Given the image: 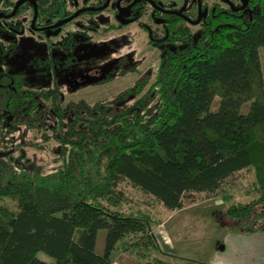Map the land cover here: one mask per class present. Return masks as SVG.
<instances>
[{"label":"trees","instance_id":"1","mask_svg":"<svg viewBox=\"0 0 264 264\" xmlns=\"http://www.w3.org/2000/svg\"><path fill=\"white\" fill-rule=\"evenodd\" d=\"M0 4L7 14L14 7L10 0ZM219 8L197 35L179 20L169 21L162 35L151 34L161 52L156 77L133 66L139 76L133 85L92 105H64L60 84L6 71L20 49H0V264H47L39 253L56 264H113L127 238L125 252L137 264H170L152 256L160 253L153 234L160 223L117 210L125 202L123 182L178 212L187 195L218 197L227 180L252 170L261 196L229 206L225 217L232 234L264 233V0H250L241 13ZM70 13L65 0L40 4L43 22ZM22 30L9 25V37ZM62 46L66 58L58 66L75 64L74 36ZM127 63L101 69L105 77L90 83H108ZM30 65L41 77L55 69L49 59ZM24 129L38 132L39 140H22ZM52 141L61 166L45 174L26 149H47ZM100 231H106L102 254L96 252Z\"/></svg>","mask_w":264,"mask_h":264},{"label":"rangeland","instance_id":"2","mask_svg":"<svg viewBox=\"0 0 264 264\" xmlns=\"http://www.w3.org/2000/svg\"><path fill=\"white\" fill-rule=\"evenodd\" d=\"M10 1L16 3L19 0ZM69 1L72 12L83 6V0ZM162 1L166 3L174 1L177 7L182 8L189 5L192 0ZM206 3L219 2L206 0ZM195 14L196 7L191 10L190 16L193 17ZM113 15L114 11L109 9L100 15L79 18L74 24L68 26L60 37L50 41L54 48L49 49L46 38L31 30L34 12L29 5L25 13L8 22L12 27L23 28L24 33L21 36L9 37L10 41L20 46V56L18 59L8 60L4 68L14 74L23 71L25 77L34 83L41 81L50 87L60 84L64 95V105L82 100L92 105L100 100L112 98L133 85L138 79L139 76L136 73L130 72L133 66H137L142 75L155 78L161 60V52L150 44V33L162 35L161 27L152 21L148 13L143 17L141 24L120 28ZM189 28L196 35L202 30L199 26H190ZM66 35L74 36L73 49H77V57L76 60L74 59L75 64L68 67L60 65L59 67L58 64L66 58V54L60 50L63 48L58 47V43L62 42ZM44 59L51 60L55 64V69L45 71L44 76L41 77L37 75L30 64ZM123 59H127L128 63L114 74L110 72L112 75L107 77L108 83L102 85L90 83V79L97 80L105 77L106 72L101 69L112 70L116 61ZM218 103L219 99H216L214 109L217 108ZM242 112H247V108L242 109ZM18 137L29 142L34 138H40V134L24 129L18 133ZM1 141L0 138V151L3 149ZM46 145L48 148L43 150L27 148L25 156L35 159L43 173L50 174L61 166L57 153L59 145L54 141ZM258 187L254 171L244 170L225 182L223 191L218 197L187 195L184 199V209L170 212L155 198L133 188L129 182H123L119 185V190L124 193L125 202L117 210L128 215H149L154 221L160 223L159 226L153 228V234L160 247V253H153V258H160L170 264H210V255L221 254L225 251L226 240L236 241L230 237L233 235L229 231L232 225H230L231 221L225 217L226 210L232 205H245L257 200L261 196ZM5 205L17 211L15 204L10 201H6ZM263 209L264 207L261 211ZM167 222L169 224L162 229L161 226ZM171 223H175L172 235H170ZM167 226L169 231H167ZM260 236L264 237V235ZM105 238L106 231H100L96 245L98 254L103 253ZM181 241L183 242L181 243ZM129 242H132V239L127 238L121 242L117 256L122 252L130 254L125 252ZM197 243L201 245V253L192 249ZM133 256L139 259L136 255ZM38 258L47 264H56L53 258L44 253H39ZM131 259L134 261V257ZM262 259L263 261L259 264H264V255Z\"/></svg>","mask_w":264,"mask_h":264},{"label":"flooded vegetation","instance_id":"3","mask_svg":"<svg viewBox=\"0 0 264 264\" xmlns=\"http://www.w3.org/2000/svg\"><path fill=\"white\" fill-rule=\"evenodd\" d=\"M35 1L37 2V6H38V9L40 12V4L42 2L47 1V0H35ZM65 1L67 3L69 12H71L70 13L71 15H69L68 17L58 18V19H53V20H47V21L43 22L42 20H40V16H39V12H38V18H37V21L35 24L36 29H32V22H31V30L34 33H37L40 36H43L46 38V40L48 41V44H49V49L54 48L52 46V43L50 42L53 38L60 37L61 34L64 32V30L68 26L74 24L79 18H81L83 16H87L86 13H88V12L81 13L77 18L73 19L69 23L63 24L59 27H57L56 25L66 21L67 19L71 18L73 15H75L77 12H79L81 10L88 9V8H93V9L97 10L99 8L104 7L108 3V0H96V1L83 0L82 8L76 10L75 12H72L70 10V4H71L70 1L69 0H65ZM119 1H120V3L118 4ZM200 1L202 3L201 6L199 4V0H192L189 5H186L185 7L179 8L176 6V3L174 1L170 2V3H166L162 0H110V3L108 5L107 9H105L103 11H94V12H90V13H94V15H100L103 12H105L109 9H112L114 11V15H113L114 20L118 23V27H120V28L128 27V26H131L134 24H141L143 17L149 13L152 21L155 24H157L158 27H161L162 30L167 26L169 21L179 20L178 24H182L183 27L185 26L186 28L189 29V31H191L189 28L190 26H193V27L199 26V28L203 29L206 22L211 24L210 19L216 17L215 13L217 12L218 6L220 7L219 9L221 10V13H228V14H229V12L241 13V12H245L248 9L249 2H250V0H249L248 6L245 10L235 12L234 9L242 8L243 0H215L219 3H213V4L206 3V0H200ZM16 3H14V7H15ZM25 4L27 5L28 8H29V5L31 6V8H33V12L35 15V6H34L33 2L32 1L26 2ZM25 4H23V5H25ZM14 7H13L12 11L14 10ZM194 7H196V14L192 17V16H190V12H191V10H194ZM20 8H19V10H20ZM0 9H1V4H0ZM121 10H122V13H121ZM0 13H3V12L0 11ZM177 13H181V15L177 14ZM3 14L9 15L11 13H9V14L3 13ZM20 15H22V14H20ZM16 16H19L18 12H17ZM15 17H13V18H15ZM13 18H11V19H13ZM11 19L0 18V22H3L0 24V26H1V33L0 34L2 37V40L0 41V49H21L20 46L16 45L15 42H12V46H10V44H9L8 30H9L10 23H8V22ZM199 20H200L199 24H194V23L198 22ZM124 22H128V24L124 25L123 24ZM43 29H45V30H43ZM17 33H18V35L21 36V35H23L24 30L18 31ZM150 34H153V33L151 32ZM69 36L70 35H68V36L66 35V38L64 40L62 39L63 41L58 43V47L63 48L62 45L69 38ZM10 47H13V48H10Z\"/></svg>","mask_w":264,"mask_h":264},{"label":"crops","instance_id":"4","mask_svg":"<svg viewBox=\"0 0 264 264\" xmlns=\"http://www.w3.org/2000/svg\"><path fill=\"white\" fill-rule=\"evenodd\" d=\"M164 223L161 228H166ZM175 228V223H171L170 235L173 234ZM167 231L168 226H167ZM260 235H264V233H256V234H233L232 237L234 242H229V239L225 241V251L221 252V254H212L209 256L210 264H259L263 261L262 256L264 255V237L262 238ZM260 237L262 238L260 240ZM183 241H181L182 243ZM261 243V244H259ZM195 252L201 253V245L197 243L196 246L192 247ZM131 257H134V261H132ZM187 257V256H186ZM189 258V257H188ZM201 258V255H200ZM198 259V258H197ZM138 259L131 254L126 253H117L114 258L113 264H137Z\"/></svg>","mask_w":264,"mask_h":264},{"label":"water","instance_id":"5","mask_svg":"<svg viewBox=\"0 0 264 264\" xmlns=\"http://www.w3.org/2000/svg\"><path fill=\"white\" fill-rule=\"evenodd\" d=\"M30 1H32L33 4H34V6H35V15H34V18H33V21H32V29H36L35 24H36V21H37V18H38V12H39V9H38V6H37V2H36L35 0H19V1L15 4L14 10L11 12V14H9V15H5V14H3V13H0V18L11 19V18L15 17L16 14H17V12H18V10H19V8H20L23 4H25L26 2H30ZM248 1H249V0H243V6H242V8H240V9H234V11H235V12H238V11H243V10H245V9L247 8V6H248ZM109 3H110V0H108V3H107L104 7L99 8V9H97V10H96V9H93V8H88V9L81 10V11L77 12L75 15H73L71 18L67 19L66 21H64V22H62V23H59V24L56 25V26L59 27V26H61V25H63V24L69 23L70 21H72L73 19L77 18L81 13H84V12L103 11V10L107 9ZM119 3H120V1L118 2V4H119ZM199 4H200V6L202 5V3H201L200 0H199ZM121 13H122V10H121ZM168 14H169V13H168ZM177 14H180V15H181V13H177ZM199 23H200V20H199L198 22L194 23V24H199ZM123 24H124V25H127L128 22H124ZM43 30H45V29H43Z\"/></svg>","mask_w":264,"mask_h":264}]
</instances>
